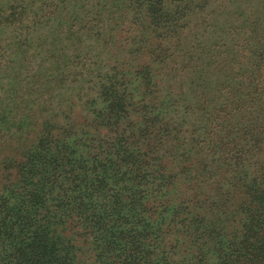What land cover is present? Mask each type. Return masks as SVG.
Masks as SVG:
<instances>
[{
    "label": "trees",
    "instance_id": "trees-1",
    "mask_svg": "<svg viewBox=\"0 0 264 264\" xmlns=\"http://www.w3.org/2000/svg\"><path fill=\"white\" fill-rule=\"evenodd\" d=\"M47 1L33 12L27 0H0V53H26L54 34L56 45L29 72V84L50 83L52 70L58 83L69 80L66 73L76 83L79 74L70 72L76 63L44 65L77 49L88 33L84 22L105 46L124 23L146 28L155 50L151 62L130 71L140 77L134 84L114 66L97 70L96 91L77 90L91 130L132 124L138 109L145 116L134 126L135 147L114 137L118 143L93 156L92 170L82 174L71 165L79 150L53 133L66 127L52 123L42 124L18 157L6 158L0 264H59L43 244L51 226L80 264H264V0ZM188 70L189 90L163 84L162 76L174 81ZM161 97L173 102L170 111L157 107ZM80 132L74 140L86 147L90 130ZM171 186L188 189L189 215L174 207L158 211L154 195Z\"/></svg>",
    "mask_w": 264,
    "mask_h": 264
},
{
    "label": "rangeland",
    "instance_id": "rangeland-1",
    "mask_svg": "<svg viewBox=\"0 0 264 264\" xmlns=\"http://www.w3.org/2000/svg\"><path fill=\"white\" fill-rule=\"evenodd\" d=\"M52 1L56 2V0H50L46 3ZM39 5L40 0H27L25 3V7L33 12H37ZM127 25L124 23L118 26L116 28L118 32L114 33L115 39L113 41L115 43L111 46H105L103 42L100 43L93 38L97 30L84 22L82 26L88 30V33L78 37L80 43L77 44L80 45L77 46V49L70 48V51L66 50L62 55H58L55 61L49 60L44 65V67L53 68L54 66L62 69L65 65L69 67L76 63L77 66L70 71L76 73V75L79 74L76 77V83H74L75 77H70L67 73L63 77L66 76L69 80L62 84L58 83L55 78L56 72L52 70V75L45 78V81L50 83H42L36 88H34V85L29 84L27 79L29 72L31 75L34 74L39 63L46 61L44 56L48 48L56 45L54 34L47 36L43 45H40L42 42H39V45L37 43L33 44L34 47L26 53L24 49L20 51L12 49L11 52L3 51L0 53V195L7 193L5 188L7 186L5 185L7 171L4 167V161L10 156L18 157L22 151L33 145L40 134L42 124L52 123L55 128L66 127V132L54 131L53 133H58L62 142H66L79 150L80 154L76 156V161L71 165L75 172L81 174L92 170L93 156L113 148L111 145L115 142L118 143V140L114 137H118L121 142L124 140L122 145L129 141L135 147L139 132H135L136 128L134 126L138 127L145 116L142 114L141 109L133 113L130 120L132 124L122 122L118 128L112 131H95L88 128L92 116L88 114V109L83 100L77 96V90H81V88L83 90L90 88L92 91H96L101 82L100 79L95 77L96 73H99L97 72L98 69L105 72L114 66H118L120 69H125V73L128 74L127 79L131 80L133 84L136 78H140L138 74L130 71L139 69L141 64L151 62L150 57L153 56L152 51L155 50V45L150 46V44L155 39H153L154 35L151 32L143 33L147 30L146 28L137 27L135 30L132 28L129 30ZM143 35L146 36V39L140 41ZM65 38H67L66 31L61 35L60 40ZM140 46L146 48L139 50L140 52L135 51ZM75 55L79 58L73 60L72 57ZM85 67L89 68L88 75L86 73H84L85 75L82 74ZM177 67L181 68V65H177L175 68ZM189 72L188 70L183 76L178 71L176 74L180 76L174 81L164 76L161 78L163 84H169L172 89L176 90L180 85H183L186 90H189L191 87L190 79L194 76L193 74L188 77ZM80 75H84V77L82 78ZM162 99L161 97L160 103H156L157 107L163 112L170 111L173 102L163 100L164 103ZM84 129L90 130V132H87L88 135L83 137V140H87L86 147L83 144L81 146L80 143L77 145V141L74 140L75 137L84 133L80 132ZM184 134L188 136L190 132H184ZM111 138L115 139L111 144L103 140L106 139L111 142ZM185 138H179L178 143ZM163 144L164 147L171 148L170 141L165 140ZM100 158L103 159L105 156L101 155ZM191 168L194 171L196 170L194 163L191 164ZM124 171H126L125 168H123ZM212 183L213 180H210L208 185H204L207 194L212 192L213 186H210ZM185 188L178 190L175 186H171L155 194L154 199L157 200L158 211L168 212L171 207H174L180 211L181 216H187L193 212L191 209L186 210L190 198H188L189 192H184ZM54 228L53 226L48 227L43 239V244L49 255L57 260L59 264H80L75 259L70 245L57 235ZM69 228L72 227L69 225ZM78 230V228L71 229L72 232ZM74 240L77 241V237H74Z\"/></svg>",
    "mask_w": 264,
    "mask_h": 264
}]
</instances>
